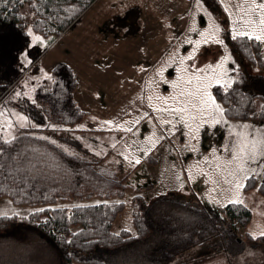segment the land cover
I'll return each mask as SVG.
<instances>
[{
  "label": "trees",
  "instance_id": "obj_1",
  "mask_svg": "<svg viewBox=\"0 0 264 264\" xmlns=\"http://www.w3.org/2000/svg\"><path fill=\"white\" fill-rule=\"evenodd\" d=\"M94 1L0 0V37L7 38L8 48L23 43L28 26L23 6L28 5L35 16L31 26L53 40ZM230 41L238 56L240 79L227 94L217 88V98L229 109V117L264 119V71L258 70L264 67V43L247 38L233 40L232 36ZM51 73V83L36 89L38 105L28 108L29 115L38 124H63L65 127L58 130H69L86 113L75 97L78 77L67 62L57 63ZM11 77L15 78L16 73ZM5 78L9 86L10 78ZM35 129L15 134L11 144L0 140V148L4 149L0 153V196L10 195L19 204L43 206L40 212L0 216V264H31L30 260L34 264H181L176 262L181 253L221 235L264 243V238H253L246 231L253 216L246 204L226 203L221 215L199 200L172 194L150 201L136 194L135 230L115 232L112 223L125 203L127 175L123 163L108 159L110 151L89 157L86 151L69 150L52 138L45 139L48 136ZM253 179H249L246 189L253 187ZM259 189L264 194V188L259 185ZM93 195L111 199L72 208L46 207L58 199ZM20 230L30 238L22 246L10 239ZM35 241L37 244H33ZM42 242L49 245L50 252L41 248Z\"/></svg>",
  "mask_w": 264,
  "mask_h": 264
},
{
  "label": "rangeland",
  "instance_id": "obj_2",
  "mask_svg": "<svg viewBox=\"0 0 264 264\" xmlns=\"http://www.w3.org/2000/svg\"><path fill=\"white\" fill-rule=\"evenodd\" d=\"M104 1L105 0H100L99 2L94 1L87 13H99L101 9L99 7L102 3H104ZM210 1H212L211 4L215 5L219 11H221V7L224 8V5L221 4L220 0ZM224 2L225 4H228L232 8H234L239 0H224ZM23 12L25 14L28 26H31V23L35 19V16L30 11L28 5L23 6ZM213 19L222 27L227 28L226 30L228 32H231V18L227 13H218L215 17H213L209 15V12L207 10H203L202 13H199V16L196 17V25L201 27H208L210 21ZM82 28L84 29L81 21L73 28L69 29L62 38H60L58 41H55V45L51 46L50 48L49 41L44 46H41L39 44L31 45L29 49L31 53L30 58L32 60L31 64L23 63L19 56L20 51L28 46L30 37L26 36L23 43L13 44V46L9 48L7 47L8 45H5L7 42V38H4L2 40V37H0V109L7 108L9 110L7 112H4L3 116H0V123L4 122L5 117L11 115L12 109H15L17 112H23L29 117V123L27 124V126L22 127L17 125L14 129L11 130L13 135L18 134L22 130L36 128L35 130H38L36 132H40L60 142L64 147L68 148L73 147V144L71 146L67 141L75 143V141L79 142L78 140L81 139V137H76L69 134L68 130L59 131V127H47V125H44L46 124V122L39 124L41 126L44 125L42 126L43 129L42 127H35V125L38 123L29 115L28 108L32 105H38L37 102H32L33 99L35 100L36 89L39 86H48V84L51 83V80H48L46 77L42 76L40 69L44 68L45 70L50 72L54 67L56 58H61V61H66L74 65L79 82L77 90L75 89V95L80 98L81 102L84 104L82 106L86 111L90 109L89 117L99 116L102 110L104 111L105 115H108L106 113L112 109L111 107L113 106V104L110 105L111 101H109L107 105L103 106L102 103H105V99H100L96 96L95 86L97 85L98 80L94 78V75H92L91 77H87L88 73H86V70L89 71V69L86 67V64L84 65L82 59V55L86 51V43L84 41L85 36L81 33ZM34 31L40 35H44L36 30ZM44 36L46 38H51L50 36ZM3 42L4 44H2ZM225 43L228 45V50L235 60V64L229 62V66L235 69L236 65H238V60L236 61L235 59V57H237V54L234 53L235 51L232 47L231 41V49L229 44L227 42ZM45 47L48 48L46 49ZM40 52H43L40 55V57L42 55L43 57L39 62H37L35 61V57ZM216 58L218 57L215 56L212 59L202 60V63H205L206 61H214V59ZM258 70L264 71V67H259ZM13 73H16L15 78L11 77L13 76ZM6 75L8 76V78H10L9 86H6ZM17 75L19 76L17 77ZM25 81H27L28 88L33 89L31 98L24 97L22 95L13 100L12 96L16 91L24 92L28 90L25 88ZM100 91L102 93L101 89ZM257 104H259L260 106L261 100L258 101ZM100 107H103V109H101ZM104 108L108 109L105 111ZM121 112L124 113H122L120 116ZM126 113H129V108H124L121 111L115 113V115L113 116V121L117 122L120 119H124V116L127 115ZM136 116L140 115L137 114ZM228 118L233 122L247 120L251 123L253 128L264 127V119L261 118L251 117L243 119L233 118L229 116ZM13 120H15V117H13ZM87 121L89 122L88 119ZM82 124L87 127H91V123L82 122ZM152 125L153 121L147 123L145 118H143L139 123V126H137L136 129L133 130V132H120L119 139H121V145L115 147V151L113 150V153L108 154V159L111 157L115 161L120 160L123 163L127 175L125 181L126 188L123 197L125 202L124 209L112 223V230L115 232H118L123 228L135 230L133 223V199L136 193H141L147 201H150L154 198L155 195H171V191L173 190L186 191L184 187H188L187 173L189 165L200 164L202 157L210 154L211 147H219V145L224 142L228 133L227 127L223 124L216 126L214 129L203 130L199 141V150L193 151L192 148L183 147V145L188 142V140L184 135L183 129L180 125H177L178 130L175 134H173L172 136H167L161 129L162 127L157 124V134L164 135V139L160 141L158 146L147 157H143L140 164H135V161L125 159V156L121 155V153H126L128 157H131L133 153H135L136 155H140L142 153L143 146L140 144V141L143 140L144 136L148 135L149 131H153ZM44 128H46L45 131ZM3 134L4 133L0 132V137H2ZM91 135L92 134H90V136ZM82 139L87 140L88 135L82 137ZM99 140L103 141L102 138H98V134H96L94 137L89 138L87 142L89 144H94ZM110 140H113V138H111ZM125 145H128V147L126 148ZM102 146L107 147L108 145L102 144ZM87 151L95 153L94 150L87 149ZM103 151L104 152H101V154H105L108 152V150ZM88 156L96 157L94 154L90 153H88ZM202 166L205 168V170H207V168L211 166V162H205ZM193 171L195 172V169H193ZM178 173H182L181 179L184 181L183 188L179 186V181L176 179ZM213 178L215 179V177ZM253 180L255 182L253 187L242 189V198L244 200V203H246L247 206H249L253 210L254 215L253 219L246 228V231L249 232L253 230H264V194L259 189V185L261 184L260 176H254ZM191 181L192 186L194 187L195 194L199 196L205 204L212 207V209L214 208L213 210H215L217 213L223 215V207L209 201L205 196V193L210 192L214 198L222 199L225 195H229V193L226 191H221V189H226L228 186L220 183L219 187H216L209 181L208 176L203 175L202 173H197L196 179ZM214 187H216V191H211V189H213ZM110 199L111 198H106L98 195H93L91 197L82 199L71 197L67 199H58L56 202L50 203L48 205H54L56 207L67 205L69 206V208H72L73 205L93 204L96 203V201L102 202ZM42 207V205L16 203L10 195L0 196V212H6L8 214H28L32 212V209H40ZM10 239L11 243L22 246L25 243L26 239L30 238L27 237L26 233L20 230L19 235L12 237L10 236ZM33 244H37V241L33 242ZM40 245L43 250L50 252L49 245H46L45 242H42ZM48 252H44V255L47 258L49 256L51 257V254ZM20 258L24 259V256L20 254ZM25 260V262L27 263V259ZM176 262H179L181 264H264V243L261 241H238L235 238L229 237V235H221L218 238L209 240L201 246L192 247L184 251L177 257ZM30 263L34 264L35 262L33 263L30 260Z\"/></svg>",
  "mask_w": 264,
  "mask_h": 264
},
{
  "label": "snow or ice",
  "instance_id": "obj_3",
  "mask_svg": "<svg viewBox=\"0 0 264 264\" xmlns=\"http://www.w3.org/2000/svg\"><path fill=\"white\" fill-rule=\"evenodd\" d=\"M224 5V10L231 18L230 30L232 39L247 38L264 43V0H239L232 8L225 4L224 0H220ZM196 7H201V0H196ZM194 15V14H193ZM211 15V14H209ZM27 36L30 37V42L25 49L19 53L20 59L25 64H31V45L44 46L51 38H46L33 30L32 26L26 28ZM189 31H197L196 20H191ZM224 31L223 27L211 20L207 28L199 30V38L192 40L188 38V43L191 48L186 53L180 51L179 46L173 49L172 53L167 57V60L153 69L154 78L148 81L151 88H158L157 79L169 86L171 91L167 94L157 91L147 96V105L149 111L140 109V115L153 121V131L149 135L144 136L140 144L143 146V151L140 155L133 153L128 157L126 153H121L125 159L135 161V164H140L143 157H147L164 139V135H158L156 125L163 128V132L167 136H172L177 132V125L183 129L184 135L187 137L184 148H192L193 151L199 150V141L201 133L205 129H214L218 125H225L228 129L227 136L219 147L212 146L210 154L202 157L200 164L189 165L188 179L195 180L197 173H202L208 176L209 181L219 187L220 183L227 185L226 191L229 195H225L222 199L214 198L211 193H205L207 199L217 205L223 207L226 203L243 204L242 189L246 187L247 181L254 176L259 175L261 179L260 187L264 188V127L253 128L247 120L235 121L229 120L228 111L217 98L216 89H221L225 94L233 90V86L240 79L239 65L233 69L229 66V62L235 64L233 56L228 50V45L221 36ZM215 42L223 47V54L219 55L214 61L207 63H197L199 59L200 46ZM169 65L174 66L175 76L169 79L166 75V69ZM143 70V69H141ZM42 76L48 80H53L51 72L40 69ZM231 73V74H230ZM39 79V78H37ZM25 88L27 91H16L12 96L15 100L20 96L31 98L33 89L28 88L27 81ZM99 95V93H97ZM143 99V96H141ZM33 103L36 101L33 99ZM9 111L7 108L0 109V116L4 112ZM264 114V111H262ZM255 115V113H253ZM15 117V120H13ZM96 119V117H93ZM140 117H134L129 121H121L116 123L109 119L103 123L109 126H114L119 129L124 128L126 132H133V128L128 127V124L135 125L139 123ZM29 117L23 112L11 110V115L4 118V122L0 123V132L4 133L0 139L4 144H11L16 137L12 133L17 125L27 126ZM35 127H41L36 124ZM49 127L64 128L65 125L50 124ZM77 128H84V124H77ZM45 139H51L45 137ZM55 143V141H53ZM127 148L128 145H125ZM67 151V149H65ZM4 149L0 148V153ZM95 151V150H94ZM99 154V153H98ZM211 162V166L205 170L202 166L205 162ZM195 169V172L193 171ZM182 173H178L176 179L179 181V186L184 187V181L181 179ZM215 177V179L213 178ZM216 187L211 191H216ZM100 203V201H96ZM106 203V201H105ZM119 203V201H117ZM79 207V205H73ZM48 208L56 207L47 205ZM62 207H69L64 205ZM33 212H40L43 209H32ZM8 213L0 212V216H7ZM19 215V213H17ZM47 220V217H42ZM79 231V230H77ZM131 231V229H128ZM138 234V233H137ZM119 235V233H114ZM250 236L264 238V230H253L249 233ZM67 242L71 243L72 238L68 237Z\"/></svg>",
  "mask_w": 264,
  "mask_h": 264
},
{
  "label": "crops",
  "instance_id": "obj_4",
  "mask_svg": "<svg viewBox=\"0 0 264 264\" xmlns=\"http://www.w3.org/2000/svg\"><path fill=\"white\" fill-rule=\"evenodd\" d=\"M99 1L95 0V2ZM211 3L212 1L210 0H201V7L198 9L196 7V0H105L99 7L101 8V13L100 11L99 13H87L90 5L65 31L53 40H49L50 48L69 29L82 21L84 29L82 28L81 33L85 36L84 41L86 43V51L82 55V59L84 65L86 64V67L89 69V71L86 70V73H88L87 77L94 75V78L98 80L95 86V93L100 99H105V103H102V105H107L109 101H111L110 105L113 104L112 109L106 113L108 115H105L102 110L99 116H94L96 119L89 117L90 109H88L77 124L87 122L91 123V127L77 128L75 126L69 129V134L81 137V139L78 140L79 142L75 141V143L66 140L69 145L72 146L73 144V147H66L67 149L72 151L80 149L86 152H88L87 149L95 150V153L88 152L95 156H103L104 153L101 154V152H104L103 150L113 153L115 147L122 143L121 139H119V133L125 130L123 127L117 129L103 122L109 119L114 120L113 116L115 113L124 108H129V113H126L127 115L124 116V119H120L116 123L129 121L137 117V114L140 115L141 108L144 111H149L150 115L155 118V114L148 108L147 96L157 91L167 94L171 89L160 82L158 78H156L158 88L150 89L148 81L154 78L153 69L164 63L177 46H179L182 53L190 50L191 44L187 42L188 38L190 37L192 40L199 38V30L207 28L196 25L197 31H189L191 20L193 18L196 20L199 13L207 10L213 17L218 13H227L223 7L219 11ZM223 29L224 31L221 33V36L231 49L230 36L232 34L226 30L227 28L223 27ZM42 53L37 54L35 61L39 62L41 60L43 55L41 57L40 55ZM221 54H223V47L215 42L201 45L197 63H202V60L212 59ZM235 59L237 61L238 56ZM55 61L54 66L59 62H66L61 61V58H56ZM207 62L209 61L205 63ZM70 65L76 73L74 65ZM165 75L169 79L173 78L175 76L174 66L169 65ZM78 86L77 84L76 90ZM141 96H143V99ZM75 97L81 106L84 105L79 97L76 95ZM100 108L103 109V107ZM107 109L104 108L105 111ZM122 113L124 112H121L120 116ZM139 117L140 123L145 117L141 115ZM145 120L147 123L151 122L148 118H145ZM139 123L135 125L128 124V127L134 130L139 126ZM161 129L163 130V128ZM150 132H148V135ZM90 134L92 135L90 136ZM96 134L103 141L99 140L94 144H89L87 140ZM87 135V140L82 139V137ZM111 138L113 140H110ZM102 144L108 146L103 147ZM124 170L126 171L125 167ZM187 184L188 187H184L186 191L173 190L171 191L172 195L203 202L195 194L192 181L187 179ZM155 197H158V195H155Z\"/></svg>",
  "mask_w": 264,
  "mask_h": 264
}]
</instances>
